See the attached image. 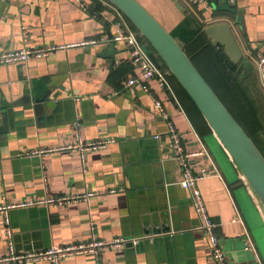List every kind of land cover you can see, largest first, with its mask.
Listing matches in <instances>:
<instances>
[{"label": "crops", "instance_id": "crops-1", "mask_svg": "<svg viewBox=\"0 0 264 264\" xmlns=\"http://www.w3.org/2000/svg\"><path fill=\"white\" fill-rule=\"evenodd\" d=\"M98 1L104 5L99 13L95 0H0V52L114 36L117 16ZM138 1L183 46L200 30L207 33L209 26L227 23L242 53L237 63L208 33L207 40L222 47L233 67L245 64L247 75H256L264 90L257 68L264 48V0H208L207 8L194 0ZM112 38L0 64V203L81 196L61 205L12 209L9 223L0 213V257L10 253L11 245L21 252L94 236H142L136 246L105 251L101 264H215L191 194L178 184L182 170L168 134L172 123L192 154L191 168L205 173L198 187L218 223L229 264H264V211L226 150L209 126L203 134L197 130L173 78L174 93L157 80L150 82V91L128 85L129 78H140L141 69L130 49ZM45 93L49 96L38 100ZM78 116L86 140L115 141L90 150L86 164L77 149L28 155L32 149L72 143ZM253 141L264 155V132ZM90 191L100 193L86 197ZM62 264L98 261L94 253L79 252Z\"/></svg>", "mask_w": 264, "mask_h": 264}, {"label": "built area", "instance_id": "built-area-1", "mask_svg": "<svg viewBox=\"0 0 264 264\" xmlns=\"http://www.w3.org/2000/svg\"><path fill=\"white\" fill-rule=\"evenodd\" d=\"M80 1V0H79ZM108 6L111 7L113 12L117 16V32L113 36L112 40L116 42H123L130 49V56L133 64L139 66L141 69V76L131 77L128 79L127 84L130 86L138 85L143 90L150 91V82L157 80L160 87L166 91L174 93V86L172 81V73L169 69L164 66L157 65L150 55V49L146 42L143 40L141 34L131 27L128 18L123 12L118 9L115 5L110 3L108 0H103ZM202 4L204 7H208V0H194ZM111 39L108 37L91 38L80 42L60 44V45H49L45 47H34V48H21L16 50H7L0 52V64L7 65L17 62L28 61L31 57H46L53 51L59 49L72 48L75 46H93L103 43H108ZM257 68L259 71L260 79L264 87V48L259 53ZM156 107L164 111L163 103L160 99H156ZM168 117V114H164ZM74 141L72 143L47 147V148H36L28 152V155H44L57 150H71L77 149L81 153L83 163L86 164L87 153L92 149H103L108 144L115 141L113 138L97 139V140H86L83 136V123L81 118L78 116L74 121ZM168 134L172 139V148L174 156L178 161V164L182 170L181 178L178 182L181 187L188 190L191 194L195 211L200 219L199 228L205 233L210 245V252L212 260L215 264H229L227 255L223 250L220 237L217 233L218 223L215 222L209 214L207 205L203 199L202 193L198 187V181L205 176L204 172L195 173L190 165L189 152H186L182 144V134L179 133L175 126L170 123L168 127ZM160 135H156L158 138ZM114 192V191H112ZM99 191H90L85 196L90 197L99 194ZM81 198L77 195H62L52 196L47 195L43 198H31L21 201L4 202L0 203V213L5 217V221L9 223V212L12 209L25 208L36 205H61L71 200ZM7 235H12V232L8 229ZM146 237H124L119 236L111 240L99 239L94 236L88 241H81L76 243H69L65 245H51L44 249H35L28 251L17 252L14 246L11 245L10 253L5 257H0V264H9L17 261H23L26 263L37 262V261H48L50 264H62L65 257L71 254L79 252H91L97 257L98 264H101V254L109 249H119L125 245H138ZM254 249V248H253Z\"/></svg>", "mask_w": 264, "mask_h": 264}, {"label": "water", "instance_id": "water-1", "mask_svg": "<svg viewBox=\"0 0 264 264\" xmlns=\"http://www.w3.org/2000/svg\"><path fill=\"white\" fill-rule=\"evenodd\" d=\"M120 9L151 47L154 62L165 66L187 93L226 150L264 211V155L194 64L183 45L138 0H108ZM207 33L226 47L234 63L242 58L227 23L211 25ZM113 34H110V38ZM116 43L111 42L115 49ZM235 66V65H234ZM49 96L45 93L41 99Z\"/></svg>", "mask_w": 264, "mask_h": 264}, {"label": "trees", "instance_id": "trees-1", "mask_svg": "<svg viewBox=\"0 0 264 264\" xmlns=\"http://www.w3.org/2000/svg\"><path fill=\"white\" fill-rule=\"evenodd\" d=\"M95 1L98 5L94 10L99 13L104 9V5L98 0ZM131 25L138 31L132 23ZM207 37V33L200 30L184 48L224 104L251 138L256 140L258 134L264 132V90L261 89L256 75L251 71L247 75L249 71L245 64L240 63L233 67L227 61L222 47L214 46ZM195 43H199L197 47L192 46ZM172 78L195 127L202 134L208 132V124L204 117L176 79Z\"/></svg>", "mask_w": 264, "mask_h": 264}]
</instances>
